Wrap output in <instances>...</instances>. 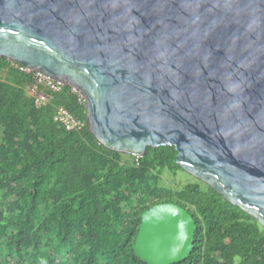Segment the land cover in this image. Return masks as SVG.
I'll use <instances>...</instances> for the list:
<instances>
[{
	"label": "water",
	"instance_id": "1",
	"mask_svg": "<svg viewBox=\"0 0 264 264\" xmlns=\"http://www.w3.org/2000/svg\"><path fill=\"white\" fill-rule=\"evenodd\" d=\"M0 57L82 89L107 148L173 145L264 229V0H0ZM196 228L188 208L153 204L135 255L180 262Z\"/></svg>",
	"mask_w": 264,
	"mask_h": 264
},
{
	"label": "trees",
	"instance_id": "2",
	"mask_svg": "<svg viewBox=\"0 0 264 264\" xmlns=\"http://www.w3.org/2000/svg\"><path fill=\"white\" fill-rule=\"evenodd\" d=\"M0 69V264H148L134 244L142 212L162 202L197 224L190 256L173 264H264L257 218L200 179L163 183V172L185 171L173 145L141 156L109 149L87 126L54 120L58 106L87 120L70 85L46 90L38 106L32 73L6 57Z\"/></svg>",
	"mask_w": 264,
	"mask_h": 264
},
{
	"label": "built area",
	"instance_id": "3",
	"mask_svg": "<svg viewBox=\"0 0 264 264\" xmlns=\"http://www.w3.org/2000/svg\"><path fill=\"white\" fill-rule=\"evenodd\" d=\"M20 65L22 70L30 72L33 75L34 83L29 86V92L34 96L35 103L38 106L46 104L50 99L49 95L45 93L46 90L56 92L60 91L66 85L63 80L55 78L41 70L32 69L23 64ZM71 88L77 94L79 102L86 104L87 97L82 89L72 85ZM54 120L68 130H81L86 126L88 127L87 120L76 117L65 106L57 107Z\"/></svg>",
	"mask_w": 264,
	"mask_h": 264
},
{
	"label": "rangeland",
	"instance_id": "4",
	"mask_svg": "<svg viewBox=\"0 0 264 264\" xmlns=\"http://www.w3.org/2000/svg\"><path fill=\"white\" fill-rule=\"evenodd\" d=\"M5 76V70L0 69V78ZM162 180L164 184L181 187L183 184L189 181L198 180L195 176L189 174L186 171H179L177 174H171L168 172H163Z\"/></svg>",
	"mask_w": 264,
	"mask_h": 264
}]
</instances>
